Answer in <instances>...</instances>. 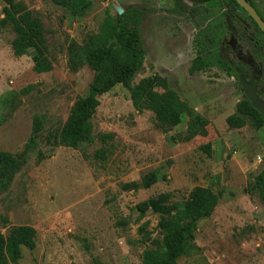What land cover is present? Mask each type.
Instances as JSON below:
<instances>
[{"label": "rangeland", "instance_id": "374dc122", "mask_svg": "<svg viewBox=\"0 0 264 264\" xmlns=\"http://www.w3.org/2000/svg\"><path fill=\"white\" fill-rule=\"evenodd\" d=\"M15 1L41 20L51 69L34 72L32 53L15 56L13 33L0 29V151L19 153L30 137L33 116H44L36 147L0 191V232L18 225L35 229L34 248H22L12 264H94L95 259L142 264L144 252L155 248L153 240L161 235L158 214L140 215L136 204L162 192L183 203L196 186L218 193L219 199L212 214L198 221L192 246L177 264H264V202L247 192L264 168V125H227L243 99L235 77L215 66L188 73L196 56L194 38L216 16V8L207 0H181L180 11L173 13V0H89L88 8L74 12L50 0ZM253 1L264 18V0ZM130 6L145 12V57L131 84L160 75L208 124L195 132L191 116L183 114L177 126L163 132L153 114L136 112L129 90L116 85L99 97L90 119L91 142L77 149L50 145L93 78L86 64L75 71L68 67L69 49L101 31L106 11L115 15ZM2 7L0 0V18ZM240 16L243 28L252 32L247 16ZM231 38L256 62L258 85H264V58L251 43L224 36L226 42ZM242 66L248 74V65ZM105 133L113 137L102 142L98 136ZM151 171L157 176L151 186L122 189Z\"/></svg>", "mask_w": 264, "mask_h": 264}, {"label": "trees", "instance_id": "16d2710c", "mask_svg": "<svg viewBox=\"0 0 264 264\" xmlns=\"http://www.w3.org/2000/svg\"><path fill=\"white\" fill-rule=\"evenodd\" d=\"M1 1L3 7L0 29L8 28L13 33V54L22 56L32 53L34 72L49 71L51 61L47 54V40L41 20L22 2ZM50 1L74 12L90 6L89 0ZM246 1L255 8L252 0ZM181 2L173 0V7L169 11H180ZM207 5L210 8L215 7L217 14L194 38L196 56L190 63L188 73L194 74L215 66L237 80L238 75L243 74L246 79H255L259 83L261 77L251 74L248 77L243 63L234 62V53L224 36L230 33L239 43H251L264 58V33L235 0H207ZM256 11L261 15L257 9ZM240 12L247 16L254 28L252 32L243 28ZM144 15L145 12L135 6L123 9L121 14L112 15L106 11L101 31L98 34H87L81 46L73 45L69 49L68 67L75 71L86 64L93 71V78L86 95L74 102L59 132L51 135L48 141L50 145L77 149L81 144L91 142L93 137L90 119L99 105V97L116 85L127 88L134 110L150 111L156 127L163 132L177 126L183 114L191 116L190 129L195 132L208 124L207 119L194 113L160 75L152 74L131 84L133 77L142 68L145 57L141 37ZM257 94L264 97V85L259 87ZM247 122L263 126L264 115L255 110L243 95V99L236 105L235 112L226 118V123L231 128H241ZM43 125L44 116L34 115L31 134L23 149L16 154L0 151V191L9 187L15 174L26 163L29 154L36 147ZM112 137L113 135L108 133L98 136L102 142ZM203 148L208 151V146ZM155 182L157 176L151 171L140 182L124 183L122 189L136 191ZM247 192L256 193L264 202V168L255 176ZM218 199V193L206 187L196 186L183 203L173 201L170 192H162L138 202L135 208L140 215L147 211L158 214L156 228L161 235V239L153 240L155 248L144 252L142 264H177V260L192 246L198 221L212 214ZM121 224L124 222L121 221ZM143 230L144 227H140V231ZM34 246L35 229L32 226H12L6 234L0 232V264L17 262L21 258L22 248L33 249ZM94 264L106 263L95 259Z\"/></svg>", "mask_w": 264, "mask_h": 264}, {"label": "water", "instance_id": "95a60500", "mask_svg": "<svg viewBox=\"0 0 264 264\" xmlns=\"http://www.w3.org/2000/svg\"><path fill=\"white\" fill-rule=\"evenodd\" d=\"M235 1L248 13V15L257 24L258 28L264 33V21L257 14L254 8L245 0H235ZM122 12L123 10L119 9L118 14H121ZM231 46L234 47L232 43ZM238 82L242 89L243 95L249 100L252 107L255 110H257L259 113L264 115V100L257 95L256 82H247L242 74L238 76Z\"/></svg>", "mask_w": 264, "mask_h": 264}, {"label": "flooded vegetation", "instance_id": "af4514ba", "mask_svg": "<svg viewBox=\"0 0 264 264\" xmlns=\"http://www.w3.org/2000/svg\"><path fill=\"white\" fill-rule=\"evenodd\" d=\"M246 1V0H245ZM247 2V1H246ZM252 2H253V4H254V1L252 0ZM248 3V2H247ZM250 4V3H249ZM251 5V4H250ZM240 6V5H239ZM252 7H253V5H251ZM254 6H255V4H254ZM241 7V6H240ZM254 8V7H253ZM255 8L257 9V7L255 6ZM254 8V10L256 11V9ZM258 10V9H257ZM245 11V10H244ZM246 12V11H245ZM257 12V11H256ZM247 13V12H246ZM248 14V13H247ZM258 14V13H257ZM259 15V14H258ZM262 19H263V21H264V18H263V16L262 15H259ZM257 25V24H256ZM230 34V33H229ZM232 35V34H231ZM232 36H234V35H232ZM233 38V37H232ZM232 38H231V40H229L228 42H226L229 46H230V48L232 49V52L234 53L233 55H235L238 59H239V61L240 62H242L243 64H246V65H248V68H249V73L247 74L248 75V77L250 76V74H251V76H258V77H260V73H259V68H258V65L256 64V62H254V61H252L251 59H250V57H245L242 53H241V51H239L235 46H234V43L232 42ZM237 40V39H236ZM231 43L233 44V46L234 47H232L231 46ZM239 75H241V74H239ZM238 75V76H239ZM243 75V74H242ZM244 76V75H243ZM245 77V76H244ZM245 79H246V77H245ZM238 81V80H237ZM246 81L247 82H256V85H257V89H256V92H257V90L259 89V87L261 86V85H258L259 83L255 80V79H252V80H248V79H246ZM239 83V82H238ZM258 95V94H257ZM260 97V96H259ZM261 99H263L264 100V97H260Z\"/></svg>", "mask_w": 264, "mask_h": 264}]
</instances>
